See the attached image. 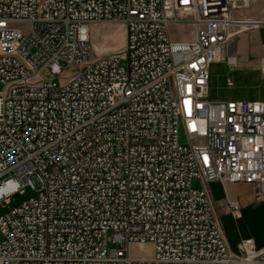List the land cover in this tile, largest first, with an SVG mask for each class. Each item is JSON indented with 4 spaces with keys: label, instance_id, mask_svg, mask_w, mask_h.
<instances>
[{
    "label": "built area",
    "instance_id": "built-area-1",
    "mask_svg": "<svg viewBox=\"0 0 264 264\" xmlns=\"http://www.w3.org/2000/svg\"><path fill=\"white\" fill-rule=\"evenodd\" d=\"M253 4L0 0V264H264L252 238L232 250L218 210L242 207L217 210L208 188L248 184L264 202V101L209 99L212 64L238 66L232 34L264 26L234 18ZM105 24L125 46L94 58ZM180 26L193 42L172 39ZM146 244L152 257L131 254Z\"/></svg>",
    "mask_w": 264,
    "mask_h": 264
},
{
    "label": "rangeland",
    "instance_id": "rangeland-1",
    "mask_svg": "<svg viewBox=\"0 0 264 264\" xmlns=\"http://www.w3.org/2000/svg\"><path fill=\"white\" fill-rule=\"evenodd\" d=\"M254 4L249 9L237 11L235 19L264 21V0H252ZM24 32H28L26 27ZM252 28V27H250ZM249 27L240 28L246 31L234 39L232 52L238 54V66L230 67L227 63L218 62L211 66V80L209 99L211 102H240V101H264V79L261 74L262 45L264 44V26L257 30H250ZM90 45L92 56L100 58L103 56L119 54L125 46L126 29L123 25L105 24L91 27ZM171 37L176 42H193L195 40V29L193 26L172 27ZM125 64V61H122ZM80 71L77 65H70L65 68L64 76L73 77ZM47 80H52L49 73H44ZM231 81L233 87H229ZM58 82V80H57ZM182 144L187 143L183 131L180 133ZM195 188H201L199 180L194 181ZM210 195L215 204L222 202L233 203L239 201L243 207L241 220H236L231 215L222 213L219 217L232 250L237 253L238 245L247 238H255L264 241V202L255 198L251 188L237 185L226 187L221 182H212L208 185ZM26 194H16L11 198L15 208L35 196L31 189ZM8 210L0 208L1 214ZM1 240V238H0ZM131 254L138 257L150 258L153 256V246H131Z\"/></svg>",
    "mask_w": 264,
    "mask_h": 264
},
{
    "label": "crops",
    "instance_id": "crops-1",
    "mask_svg": "<svg viewBox=\"0 0 264 264\" xmlns=\"http://www.w3.org/2000/svg\"><path fill=\"white\" fill-rule=\"evenodd\" d=\"M254 30H257V29H254ZM237 185H241V186H245V187H247V188H251L253 191H254V194H255V189H254V187L252 186V185H248V184H237ZM237 185H234V184H225V186L226 187H231V186H237ZM256 198V197H255ZM236 202H238L240 205H241V203L239 202V201H237L236 200ZM223 204H228V202H222V203H220V204H215L214 203V205L216 206V209L218 210L219 208H220V206L221 205H223ZM241 207H242V205H241ZM227 215H229L230 216V214H227ZM232 216V215H231ZM233 217V216H232ZM244 218V216H243V207H242V219ZM241 220V219H240ZM248 239V238H247ZM252 239H254L255 241H256V243L259 245V246H263L264 245V241H258V240H256L254 237L252 238ZM229 242V241H228Z\"/></svg>",
    "mask_w": 264,
    "mask_h": 264
},
{
    "label": "bare ground",
    "instance_id": "bare-ground-1",
    "mask_svg": "<svg viewBox=\"0 0 264 264\" xmlns=\"http://www.w3.org/2000/svg\"><path fill=\"white\" fill-rule=\"evenodd\" d=\"M243 24H244V25H243ZM245 26H246V27H249V28L251 27L250 23L246 22V23H242V25H240V28H245ZM240 28H238L239 31H240ZM254 29H256V28L252 27V28L249 29V31H250V30H254ZM246 31H248V30H246ZM246 31H240V32H236V31H235V32L232 34V37H233V38H236V37H238L239 34H240V35H241V34H242V35L245 34Z\"/></svg>",
    "mask_w": 264,
    "mask_h": 264
}]
</instances>
